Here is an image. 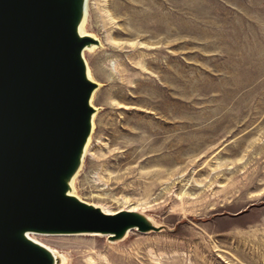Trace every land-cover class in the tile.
Returning <instances> with one entry per match:
<instances>
[{
	"label": "rangeland",
	"instance_id": "374dc122",
	"mask_svg": "<svg viewBox=\"0 0 264 264\" xmlns=\"http://www.w3.org/2000/svg\"><path fill=\"white\" fill-rule=\"evenodd\" d=\"M87 29L101 87L77 193L160 230L37 239L67 264H264V0H90Z\"/></svg>",
	"mask_w": 264,
	"mask_h": 264
},
{
	"label": "water",
	"instance_id": "95a60500",
	"mask_svg": "<svg viewBox=\"0 0 264 264\" xmlns=\"http://www.w3.org/2000/svg\"><path fill=\"white\" fill-rule=\"evenodd\" d=\"M87 0H0V264H58L32 236L159 231L70 194L92 131L98 83L79 28Z\"/></svg>",
	"mask_w": 264,
	"mask_h": 264
},
{
	"label": "bare ground",
	"instance_id": "6f19581e",
	"mask_svg": "<svg viewBox=\"0 0 264 264\" xmlns=\"http://www.w3.org/2000/svg\"><path fill=\"white\" fill-rule=\"evenodd\" d=\"M89 10H90V0H87V2H86V7H85V14H84V18H83V21H82V23H81V25H80V28H79V31H80V34L81 35H88V36H91V37H93V38H95L96 40H98L99 41V43H97V44H94V45H92V46H90V47H87L86 49H85V51H84V59H85V62H86V65H87V72H88V76H89V78L92 80V81H94V82H96V83H98L97 81H96V79H95V76H94V71L92 70V68L90 67V65H89V63H88V60H87V53H94L95 51H98V49H100L101 47H102V41L94 34V33H91V32H89L88 30L89 29H87V27H88V21H89ZM157 15V14H156ZM156 26V25H155ZM140 30V29H139ZM133 35V34H132ZM137 37V36H136ZM139 37V36H138ZM137 37V38H138ZM140 40H142L141 38H140ZM140 44H145L144 42H142V41H140L139 42ZM151 44H153V43H151ZM153 45H155V44H153ZM147 46H152V45H150V44H147ZM159 46V45H158ZM156 47V46H155ZM161 48L159 47V49H158V51L160 50ZM160 51H162V50H160ZM172 55H170V57H171ZM151 63V62H150ZM141 65H142V67H143V69H147L146 68V66H145V64H144V62H142L141 63ZM151 65H153V66H155L156 67V64L155 63H151ZM159 67V66H158ZM97 72L98 73H100V74H102V71H100L99 69H97ZM155 75V74H154ZM155 77V76H154ZM163 79V78H162ZM162 81V80H161ZM156 82V81H155ZM163 82V81H162ZM166 83H168V80H166L165 81ZM158 84V83H157ZM158 86V85H157ZM100 87H101V84L100 83H98V86H97V88H96V90L94 91V93H93V95H92V98H91V104H92V106L94 107V109H95V111H94V114H93V116H92V131H91V134H90V137H89V139H88V142H87V144H86V147H85V150H84V155H83V160H82V164H81V167L79 168V170H78V172L76 173V175L73 177V179H72V181H71V183H70V187H71V190H70V194L71 195H74V196H76V197H78L79 199H81V200H83L82 198H81V196H79L78 195V191H77V186H76V184H77V180H78V178H79V175L81 174V172H82V166H84L83 165V163H84V159H85V157H86V155L87 154H89L90 153V151H91V148H92V145H93V141H92V134L94 133V129H95V120H96V117H97V114H98V108L96 107V105H95V98H96V96H97V93H98V91H99V89H100ZM164 88H165V90H170V88L169 87H165V86H163ZM172 87V86H171ZM162 88V87H161ZM172 90V89H171ZM162 94V93H161ZM165 98H166V101L167 102H170L171 100H172V96L170 95V94H168V95H166L165 96ZM163 102V101H162ZM172 104V103H171ZM170 104V105H171ZM162 108V107H161ZM154 114V113H153ZM155 115H156V113H155ZM94 197H99V196H94ZM83 201H85V200H83ZM85 202H87V201H85ZM87 203H89V204H92V205H94V206H96V207H99L100 209H102V211L104 212V213H107V214H110V215H115V214H117V213H115V214H113L114 212H112L111 210H109V209H107L104 205L102 206V205H99V204H97V203H90V202H87ZM136 210H138V208H136L135 206H134V208L133 209H131V211H136ZM129 211V210H128ZM120 212V211H119ZM138 212H140V213H142V214H144L146 217H148L151 221H152V223L155 225V226H157L158 224L155 222V220L152 218V217H150L149 215H147L146 213H144V212H141V211H138ZM133 231H138V232H140L138 229H131V230H129L128 231V233L126 234V236L124 237V238H122V241H124L128 236H129V234L131 233V232H133ZM62 235H71V236H76V235H88V236H103V237H105V235L104 234H101V233H97V232H90V233H74V234H60V235H55V236H62ZM42 236H54V235H42ZM107 238H109V239H111V235H107L106 236ZM32 238L36 241V242H38V243H40V244H42V245H44V246H46V247H48L53 253H54V255H55V257H56V259H58V261H59V263L58 264H67V262H68V258H67V256L66 255H64L63 253H61V252H59L58 250H56V249H54V248H51L50 246H47V245H45L44 243H42V242H40L38 239H37V236H32ZM111 240H113V239H111ZM119 240H121V239H119ZM113 241H117V240H113ZM105 261H107V259L104 257L103 258ZM88 262L90 263V264H98L97 263V261L93 258V257H89V259H88ZM107 264H110L108 261H107Z\"/></svg>",
	"mask_w": 264,
	"mask_h": 264
}]
</instances>
